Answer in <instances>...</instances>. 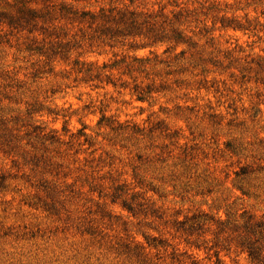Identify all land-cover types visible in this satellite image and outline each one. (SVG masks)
Listing matches in <instances>:
<instances>
[{
    "label": "rangeland",
    "instance_id": "1",
    "mask_svg": "<svg viewBox=\"0 0 264 264\" xmlns=\"http://www.w3.org/2000/svg\"><path fill=\"white\" fill-rule=\"evenodd\" d=\"M29 7L0 22V264H264V0Z\"/></svg>",
    "mask_w": 264,
    "mask_h": 264
},
{
    "label": "trees",
    "instance_id": "2",
    "mask_svg": "<svg viewBox=\"0 0 264 264\" xmlns=\"http://www.w3.org/2000/svg\"><path fill=\"white\" fill-rule=\"evenodd\" d=\"M13 2H15L18 5L20 4L22 7V9L19 8V10L17 11L18 16H14L13 19H9V18L7 19L5 18L3 13H0V22H2L1 20H5L7 26L9 27L16 26L22 28V30L27 29V32L31 34L36 27L37 24L36 22L40 14H38V12L35 11L34 9L30 8L29 5L38 2L43 4L46 2V0H14ZM59 12L61 17L73 15L76 19L80 21H83L86 19V17H88L89 22L92 24L97 21H100L102 23L113 22L114 24H121L126 28L124 29L125 31L116 30L115 33L111 35L112 37L115 35H123L124 32H127V35H133L135 33H138L140 29L137 26L136 20H133V18H135L133 14H130V17H127L125 11L122 12V11L112 10L109 12V14H105L104 12H101L96 17L89 13H84V12L78 15L77 13L69 12V10L66 9L65 7H61ZM44 15L41 17L42 19L45 17ZM250 255L252 254L250 253Z\"/></svg>",
    "mask_w": 264,
    "mask_h": 264
}]
</instances>
